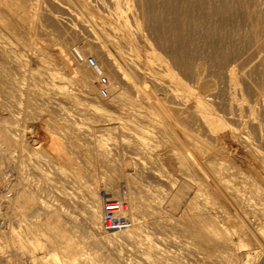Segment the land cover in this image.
Masks as SVG:
<instances>
[{
  "label": "bare ground",
  "instance_id": "1",
  "mask_svg": "<svg viewBox=\"0 0 264 264\" xmlns=\"http://www.w3.org/2000/svg\"><path fill=\"white\" fill-rule=\"evenodd\" d=\"M44 1L45 0H0V42H1V38H2L3 35L16 36V35L24 34L23 36H21L22 43L25 44V45L28 44L29 41L31 40L30 35L33 32V30L35 31L37 26L39 25V27H40V25H41V24H38V23H40V20H41V18L39 17V15H40L39 8H40L41 4L44 5ZM47 1H49V0H47ZM51 1H54V0H51ZM70 1L73 2L75 9L78 11V14H74V12H72L71 10L68 9L69 7L67 8L69 10L68 14L70 15V17H72L74 19H77L78 20L77 22L82 24L87 29V32H90V35H91V33L93 34L94 38H93L92 41L95 43L96 46L100 45V48H102L101 49L102 52L104 54H106L107 57L114 51L113 49L119 50V49H117L115 47H118V46H119V48L122 47L121 45H119L122 42L118 41V42H120L118 44V43L112 42V41H114V40H112L111 41V45L109 46V48H105L104 44H103L105 42L103 40L109 41L110 40L109 39V34L111 35V33H113V35L114 34L117 35L118 37L120 36L124 40V46L126 45L127 49L125 48V50H121L122 51L121 53H117L118 51L115 52L118 55H115L113 53L114 54V58H111L110 60L113 62L114 65L113 64L112 65L115 66V70L117 69L118 72H121V69L124 70L123 73H122V74H124L122 76L124 78L123 85H125V87H127L129 89V92L131 91L130 95L133 96L132 92L136 93V95H137V93L138 94H143L149 101V106L148 107L153 108V109L154 108L158 109L160 107L159 106V102L157 103V100H156L157 98L159 100H161L162 98H166L173 105L174 109L176 110V111L175 110L174 111H175V113H177V115H175L174 117L178 119L177 116L179 114L180 123H178L179 121H177L178 124L174 127V130L172 129L173 134H170L171 132L170 133L164 132L163 127H162L163 125L162 126H160L158 124L154 125L156 128H158V131L160 132V134L161 133L163 134L162 138L154 139V138L145 137L139 131V127L140 126L138 124H132V123H128V122H125V121L124 122H120L119 121L118 123H115V120H117V118L114 117L115 115L113 116L111 114H106V112H104V115L106 114L105 115L106 118L104 117L103 121L102 120L101 121L95 120L97 122H95L92 126L88 125L89 128L85 127L83 124L76 125L74 127L75 128L74 131L72 133H70L68 131L69 133H67V136L65 134L64 137L67 138L69 136L68 139H71V138L73 139L75 137L76 138H79V137L84 138L85 142L86 141L89 142L87 150L85 149L86 151H88L89 155L92 156V157L95 156L97 158H101V160H105V163H106V160L111 159V152H112L111 150H114V151L118 152L117 149L118 148H122V150L125 151V152H121V154L123 153V155H121V159H122L123 165L129 164V163H134L136 166L141 168V171L143 170L152 179H154V178L155 179H161V172L160 171L164 167L162 166L161 170L158 171L157 167H158L159 164L160 165L161 164L169 165L172 169H174L175 174H177V176H179V178L180 177L183 178L182 182L179 181L180 182V186H179L178 190H180V191H178V192L180 193L181 191H187L188 193H192L193 196H192V198H190L191 199L190 202L187 201L188 205L187 206L185 205L187 209L186 210L183 209L184 214H183V217H182V220L180 221V223H174L172 221V219H171L172 217L168 215L170 213L167 214V212L164 211L165 209L163 210V208H162L163 204L165 203V199H166V197L168 195L167 192H165L163 190L161 191V190H158V189L156 190L155 189L156 193L151 194V192L147 188L145 189L144 187H141L139 185L138 189H140V187H141V190H142L141 192L144 191L145 194L147 193L149 195V197L147 195L148 203L145 202V205H144V202L142 203L141 200H138L140 196L139 197L136 196V195H141V192L139 193V191L135 192L133 190L134 194H132V192H131L132 189L131 188L129 189L128 186L126 187L125 184L129 180H126L124 185H123L121 183L122 180H121V182H120L121 184H120L118 181H115L113 179H108V180L105 179L106 185L104 184V186L106 187V189L111 194H113L114 196H125L126 200L128 201V209H127L126 215L131 219L132 225L129 228L123 229V230H120V231L103 232L100 229V220H101V205L100 204H101V199H100V197L98 198V194H99L98 186L101 183H99L97 180L93 179L94 181L93 180L91 181V179H89V178L87 179L86 178L87 180H85L84 185L81 186V184H80L82 191L81 192H79V191L76 192L78 194L76 196L74 195V193H75L74 192L73 193L74 196H73L72 195L73 191H71L70 188L71 189L74 188L75 185L72 184L74 187H72V185H71V187H66V186H64L65 184H61L60 182L64 183L65 181L66 182L68 181L69 177H67L68 175L66 174L65 171H63V169H65L68 166H72L74 163L72 164V161H71L72 159L70 158V156H68V154H70V153L67 154V150L65 149L66 143L58 138V136L56 134L57 132L53 129L52 124L49 121H47V120H45V122H44V124L46 126V132H47V135H46L47 136V141L43 144V143H41L40 140H38V136L40 134L39 127L36 126V127L32 128V129L30 128V130H27V129L23 128L24 127V126H22L23 123L20 121V118L18 117L19 115H16L17 113L16 114H15V112L11 113L13 111L9 112L8 111L9 108L8 109L5 108V109H7L6 111H8V113H5L6 111L3 112V108L2 107H4L3 105H5V103H4V101L2 99H0V139L2 140V142L4 144L3 146H0L1 153L2 154H8V153L10 154L11 153L12 154V155L8 156V160L10 162L12 161L13 164L16 167L18 166L17 167L18 168V172H20L19 171V166L21 165L22 161L24 160L20 156H23V155L29 156L31 160L35 161V162L32 161L33 165L35 166V168L37 167L38 169L41 170L42 174L44 175L43 179L45 178V181L47 183H49L51 186L53 184V181H55V179H56V178H54V177H56V175L54 176V175L50 174L52 172L51 169L46 168L44 166H43L44 168L41 167V164L39 163L40 158L41 159L45 158V160H43V161H46L48 166L51 165L52 166L51 168H54L56 170V172H60V174H61V171H58V170H62L66 174L64 176L67 177L65 179V177L61 174L63 176V178L65 179V181L62 180L63 179L62 176H59V178L60 177L62 178L61 179L62 181L60 180V182H58V184L59 183L60 184L56 185L57 184L56 181L54 182V184L56 185L55 189H57L55 191H58V193L61 195L60 197L63 198L62 200H64L63 202L65 204H67V206L64 205V203H60V204H58L57 202L56 203H49L50 201L48 202L47 200H44L42 202L39 200L37 205L40 208H42V210H43V213H42L43 214V217H42L43 219L40 221V223H36V222L33 223V221H31L32 223H29V224H28V222H29L28 220H27L28 221L27 224L25 223L26 219L24 217H25L26 213L24 212L25 211L24 209L27 207L26 209L28 210L29 209L28 206H33L31 204H34V200H38L36 198V196L39 195V194L35 195L34 192H36V191H32L29 188H27L28 185L27 186L25 185L26 182H25V184L23 186H21L19 184L21 177H20V179L18 178L17 180L14 179L13 182L8 180L7 178H4V181H8L7 183L9 185H8L7 189H4V188H2L0 186V207L2 208V205H4V208H5V206L8 207L11 211H13V214H17L19 212V214H21V217L19 216V218H20V220L22 222L21 223V222L18 221V225L16 227L13 226V225H11V226L7 225V226L10 227L8 229L9 230V235H8L9 238H11L12 241H14V242H18L19 246L18 245L17 246L19 247V250L22 253H24L25 250L34 253L35 249L43 247L42 244H41V239H43L44 236H41V235H45L46 238H45V241L44 240L43 241L47 242V244H49L47 246H49L50 249L47 250L42 257H40L38 255H32V259L30 260V262H28L26 260L24 261L22 259V257H21L22 254L18 255V253L15 254L16 255L15 257L11 256L12 257L11 260L6 262V261H4V260L2 261L0 259V262L2 264H41V262L43 263L45 261L48 264H187V263H185V261H184V263L181 262V258L182 257H179V254H177L176 251H173V249L169 250L167 247L166 248L165 247H161L159 244L163 243V242H165L166 244L172 245L173 247H177V248H178V246L180 244H185L187 246V248L189 247L190 249H186L187 253H182V254H187V255H189L192 258L191 261L194 260V263L191 262V264H253L254 262L252 260H253L254 256H260L259 258H261V256H262L263 259H264V236H261V235L260 236H256V235L253 236V239L255 241H257L258 245L256 247H249L248 244L245 242L244 235L246 233L245 234H239L238 237H237V234L235 236L234 232H236V231L232 229L233 227H231V224H233V223H230L231 222L230 218H227L226 215H225L227 213L226 210H232V213H233V212H235L236 208H239V206H240V208L244 209L246 206L244 204V207H243L241 202H243V200H244V202H246V204H247L249 202V200H250L249 198H251V199L253 198L252 196L249 197V195H248L249 198L246 196L247 197L246 199H249L248 202L245 201V199H243V200H242V198L240 199V197L243 196L244 193H241L242 195L241 194L239 195V192L241 190L239 183H240V180L242 181L243 179H245V181H246V178H244V174H245L248 177H251L252 180L255 181L256 185H257L258 179L254 175L255 172L253 174L250 171L251 169H249V166H250V164L252 163V160H253V157H252L253 153H252L251 150H254L256 152L257 156H260L259 158H261L262 160L264 159V157L262 158L261 156H264V154L261 155L260 151L256 148L258 146L255 147V145L252 144L253 142L251 141L250 134H248V132H245L243 130L242 126L237 128V127H232L233 125L231 126V124H230V126L228 124L226 125L219 117H214L212 115L211 109L214 108V107H211V105H210L212 103V100H211L212 98H210L206 94H201V92L199 93L197 90L193 89L197 85V83H196L195 86H190V84L187 83L188 80H186V79L189 76H187L186 72L189 73V75H190L191 71H185L184 69L183 70L185 72L183 70H181L179 72L175 71V69H174L175 65H177L176 69L178 68V70H179V68L181 66H184V62H183L182 58H180L182 60H177L181 56V54H180V56H179V54H175V57L179 56L178 58H175L174 56L171 55L172 58L174 57L176 59V60H174V61H176V63H174L173 61H171V59L169 60L167 58V57L171 58L170 55L166 57L165 55L163 56V54H161L163 51L165 52V50L167 48L170 50V46L167 47V48L165 47L166 49L164 48L165 50L163 49V51L160 53V51H158L160 49L159 43H158V48H157L156 47L157 45L155 46L154 42L151 41L152 38L151 39L149 38L150 35L148 36V34L145 33L144 29L139 24V16H140L141 12H142V15L143 14L146 15L148 13L147 14L148 15L147 18H150L149 16L151 14L149 12H147L146 10H149L147 8L149 6H151V5H153L151 3L156 2V1L155 0H70ZM157 1H159V0H157ZM196 1H197L196 3H200L198 0H196ZM65 2L66 1H64V3ZM133 2H135L136 8H133L134 7L133 6L134 5ZM171 2L173 3L172 0H171ZM187 3L189 4L190 2L187 1ZM50 5H52V4H50ZM174 5H175V3H174ZM186 5L187 4H185L184 7L188 6V5L187 6ZM153 6H155V5H153ZM160 6L158 5V6L153 7V10L156 7H160ZM167 6H169V5H167ZM167 6H165V7H167ZM51 7H55V6L53 5ZM182 8H183V3H182ZM189 8L190 7H188L187 10H186V8H184L183 10L184 11L186 10V11L189 12V10H191V8L190 9ZM198 8L200 9L201 7H198ZM222 8H223V6H222ZM183 10L181 9V11H183ZM49 11H48V14H49ZM137 11H139V12H137ZM145 11H146V13H145ZM169 11H172V10L170 9ZM174 11H175V9H174ZM252 11H254V9ZM162 12H163V10H162ZM46 13L42 14V16L46 15ZM55 13H56V11H55ZM153 13H155V12H153ZM184 13H187V12H184ZM50 14H51V12H50ZM189 14H191V13H188V15ZM163 15H165V14H163ZM167 16L168 15H166V17ZM46 17L47 16H45L44 19H46ZM173 17L174 16H172V18ZM177 17L178 16H176V18ZM190 18H191V15H190ZM63 19H61V20H63ZM152 19H155V18H152ZM157 19H158V17L156 18V20ZM166 19H168V18H166ZM166 19H164V20H166ZM61 20H59V23H60ZM131 20H132V22H131ZM52 21L53 22L55 21L57 23V24L56 23L55 24L58 27V25H59L58 24V20L56 18H54ZM161 21L162 20L160 19V22ZM169 21H171V18H170ZM173 21H175V19H173ZM182 21H184V20H182ZM182 21H180V22L178 21L177 24L181 23ZM42 22H43V24H45L44 21H42ZM45 22H46V20H45ZM79 23H78V25H79ZM155 23H157V22H155ZM166 23H168V22H166ZM171 23H172V21H171ZM180 25H182V24H180ZM43 26H45V25H43ZM43 26H42V28H39V30L46 27V26L45 27H43ZM59 27H61V23H60ZM48 28H49V26H48ZM37 29H36V31H37ZM164 29L166 30L168 28L165 26ZM150 30H152V28ZM156 30H159V28L158 29L156 28ZM171 30L173 31V28ZM179 30H181V29H179ZM38 31H37V33H38L37 36L39 35ZM47 31H49V29ZM84 31H81V32H84ZM167 31H169V30H166V32ZM177 31H178V29H177ZM159 32L161 33V31H159ZM169 32H168V34H169ZM163 33H165V32H163ZM180 33L177 34L178 37H179V35H182V33L181 34ZM165 34H167V33H165ZM183 34H185V33H183ZM246 34H247V32H246ZM54 35H56V34L54 33ZM78 35H80V34H78ZM170 35H172V34L170 33ZM173 35L175 36L176 34H173ZM164 36H166V35H164ZM174 36H172V37H174ZM182 36L185 37V35H182ZM182 36L180 37V39L182 38ZM41 38H39V39H41ZM167 38L170 39L169 37H167ZM53 39H55V38H53ZM65 39H67V38H65ZM99 39H102L103 43H101L99 41ZM163 39H164V37L162 38V40ZM180 39H178V41ZM152 40H154V39H152ZM164 40L167 41L166 38ZM40 41H42V40H40ZM40 41H38V42H40ZM135 41L136 42L137 41L140 42L139 45L135 44L134 43ZM154 41L156 42V40H154ZM38 42H36V43H38ZM45 42L48 43V40L45 41ZM168 42H170V40ZM171 42H172V44H175V42H177V39H176V41L174 43H173V41H171ZM62 43H63V40H62L61 44ZM88 43L90 45L89 40H88ZM88 43H87V48H88ZM164 43H165V41H164ZM179 43L175 44V45H178V46L180 44L184 45V43H180V44ZM2 44L0 43V86H1V83L6 82L5 84L9 85V87L8 86L7 87L9 88V91L12 93V92L16 91L20 87L19 84L21 85V83L23 82L22 80H21L22 82H20L18 80L20 83L18 82V84H17L16 81H15V78L12 77L14 74L11 75L13 69H17V68L21 67L20 66V60L18 59L19 57H16V56L12 57V54H14V53L11 52V55H10L8 53L10 49H8L5 45H2ZM51 44H53V46L56 45L54 41ZM58 44H60V42ZM160 44H161V42H160ZM66 45L62 46L64 49L61 46H55L53 48V50L56 53L55 55L58 58L59 64L61 63L60 65H57V66H61L62 64H64L65 67L67 66L68 67L67 69H69L67 72L66 71H61V70H65L66 69V68L65 69L62 68L63 65L61 66L62 69L61 68H58V69L54 68L53 69V68H51L49 66V65H51L50 61L48 62V60H46L44 58L41 59V61H42L41 65L44 64L48 68V70H50L48 72V74H49V76H50L52 81H51V83L49 82L51 84L50 85L51 87L49 86L48 88L51 91L55 90L56 87L58 86L57 85V80L60 81V82H61V80H67L68 81V79L70 81L73 78H81L82 80L83 79L86 80V78H87V80H88L87 72L89 71V69L86 67V65L89 64V62L86 61L87 64H85L86 62L83 61V60H85L84 59V54L75 45H72V47H71V43L68 44L71 47V50H69L68 49L69 47H67V49L70 51V54L73 52L74 55H76L79 60H82L81 64H79L77 62V60H76V62H75L76 64H75L73 62V61H75V59L73 60L69 56L68 52L65 51V48H66L65 46ZM170 45H171V43H170ZM42 46H44V44ZM162 47H163V45H162ZM181 47L178 48V50L181 49ZM50 48H46L45 47V50L48 49L50 51ZM173 48H171V49H173ZM24 49H25V47H24ZM168 49H167L168 52L166 54H169V50ZM188 49L190 50L191 47H189ZM51 50H52V48H51ZM182 50H186V48H182ZM32 51H33V49H32ZM34 52H36V51L34 50ZM186 52L188 53V50ZM190 52L191 51H189L188 54H190ZM59 53L64 56L63 57L64 60L61 59V57H59V55H58ZM179 53H182L184 55L183 52L179 51ZM71 56H73V54ZM188 56L189 55H186V57H188ZM98 57H99V55H98ZM116 57L119 58V60ZM182 57H184V56H182ZM186 57H184V59ZM189 57L191 58V56H189ZM74 58H76V57H74ZM115 58H116V60L118 62L115 60ZM35 59H37V58L35 57ZM10 60L13 61V64L11 63ZM8 61L13 66L9 65L10 66L9 67L8 65H5V64H7L6 62H8ZM186 61H188V60H186ZM192 63L194 64L195 62H192ZM99 64H98V66H99ZM113 66H111V69H112ZM189 66L187 67L188 69H189ZM104 67H106V65ZM104 67H102V68L104 69ZM184 67H186V66H184ZM184 67H182V68H184ZM194 67H195V65L192 66V68H194ZM11 68H13V69H11ZM187 68H185V69H187ZM192 70L195 71L194 69H192ZM17 71H18V69H17ZM104 71H103V73H104ZM128 71L130 72V75H129V77H126L125 74L126 73L128 74ZM193 71H192L193 75L197 73V72L195 73ZM18 73H21V72H18ZM89 73H91V72H89ZM117 75H118V73H117ZM117 75L115 77H117ZM118 76H120V74ZM122 77H121V79H123ZM33 78H34V76H33ZM36 78H38V77L36 76L34 78V80ZM91 78H92V76H91ZM225 78H227V77H225ZM72 81H70V82H72ZM60 82H58V83H60ZM191 82H193V81H191ZM41 83H42V81H41ZM85 84H87L86 81H85ZM115 84L117 85V83H115ZM23 86H24V84H23ZM58 87H60V89H61V86H58ZM118 87H119V84H118ZM34 88L35 89L37 88L36 85H35ZM34 88H33V90H35ZM43 89H45V88H43ZM30 90H28V91L30 92ZM69 90H70V87H69ZM203 90H202V92H203ZM39 91H41V89ZM95 91H96V89H95ZM18 92H20V91H18ZM36 92H35V94H37ZM204 92L206 93V91H204ZM262 92H264V91H262ZM39 94H40V92H39ZM30 95L32 96V93ZM136 95L134 94L133 97L136 98ZM115 96H116V94H115ZM138 96L140 97V95H138ZM39 97H41V96H39ZM50 97H52V96H50ZM117 97H118V95H117ZM117 97L116 98H110L109 100L107 99L108 103L112 104V105H114L116 107L124 108L125 105L128 104L125 101L126 99L122 100V99H120L121 97H119V98H117ZM133 97H131V99ZM32 98H33V96H32ZM42 98H43V95H42ZM142 98H144V97H142ZM129 99H130V97H129ZM32 100H30V101H32ZM27 101H28V99H27ZM63 101H64V99H63ZM128 101H130V100H128ZM231 101L232 100H230V102ZM35 102H36V100H35ZM137 102H139V101L137 100ZM6 103H8V102L6 101ZM135 103H134V100H133L132 102L130 101L129 104H130V106H135V105L139 104V103H136V104ZM36 104H37V102H36ZM98 105H99V103H98ZM250 105L252 106V104H250ZM250 105H249V107H250ZM142 106H140V107H142ZM7 107H8V105H7ZM47 107H48V105H47ZM210 107H211V109H210ZM220 107L222 108V106H220ZM227 107H228V105H227ZM48 108H50V107H48ZM237 108H238V106H237ZM28 109H29V106H28ZM54 109H56V108H54ZM127 109H131V108H127ZM171 109L172 108H170V110ZM214 109H216V108H214ZM44 110H45V108H44ZM69 110H71V109L69 108ZM14 111H16V110H14ZM60 111H61V109H60ZM60 111H58V114H59ZM87 111H89V110H87ZM51 112H53V111H51ZM91 112H92V114H95L96 118H97V116H99V117L104 116L103 114H101V113L99 114V112L95 111V110L91 111ZM215 112L216 111L214 110V114H215ZM54 113L56 114V112H54ZM54 113H53V115H54ZM27 114H29V113L27 112ZM81 114H83V113H81ZM24 116L26 117V115H24ZM29 116H30V114H29ZM74 116H75V114L72 117H74ZM79 116H81V115H79ZM50 117H51V115H50ZM58 117H59V115H58ZM220 117L223 118V116H220ZM36 118H37V116H36ZM249 118L251 120L250 116H249ZM249 118H246V119H249ZM21 119L23 120L24 118H21ZM65 119H66V117L64 118V120ZM240 119H241V117H240ZM244 119H245V117H244ZM81 120H82V118H81ZM92 120H94V119H91L90 123H92ZM225 120H228V119H225ZM235 120H237V119H235ZM58 121L60 122V120H58ZM170 121H172V120H170ZM249 121H248V123H249ZM228 122H229V120H228ZM242 122H244V121H242ZM70 123H71V121H70ZM84 123H85V121H84ZM245 123H247V122H245ZM112 124L113 125L116 124L115 125L116 132L114 131V129L109 128V126H113ZM166 124H168V123H166ZM173 124H174V122H173ZM260 125L261 124H259L258 126H260ZM188 127H193V128L197 127V128L204 129L206 131V133H207V135H208L210 140L207 141V140L201 139V137H198V135H196L195 132H194V131L197 130V128L195 130H192L193 128L190 129ZM251 128H249V129H251ZM189 129L192 130L194 133L191 132ZM170 130H171V128H170ZM114 132L120 138H121V136H124V138L125 137L127 138V136H130V140H125L126 138L123 139V137H122L123 141H122V143H120V145H118L116 142H114V139L117 137V136H113L112 135ZM159 132H157V133H159ZM198 132H200V129H199ZM202 133H203V131H202ZM202 133L200 132V134H202ZM203 135H205V134H203ZM205 136H204V138H206ZM257 140H258V138H257ZM259 141L260 140H258V142ZM75 143H76V141H75ZM77 143H78V141H77ZM71 145H73V144H71ZM78 145H79V143H78ZM17 146H19L18 150L15 149ZM259 148H260V146H259ZM178 149L180 150L181 154H179L180 152L177 151ZM73 150H74V148H73ZM16 151L17 152L18 151L19 152H23L24 151L20 155H17L16 158L19 159V160H15L16 158L13 159L16 156V153H15ZM77 151H78V149H77ZM82 151L84 152L83 149H82ZM238 151H240V153H242L243 159L245 160L244 163H242L243 161L241 162L242 164H245V166L243 165L244 168L246 169L245 171L243 170L244 168L241 167L242 165L239 166L240 164H238V161L235 160V157H236V159H237V157L240 158V154L238 156V153H239ZM78 153H79V151H78ZM129 153H132V154H129ZM140 153H141V155L139 156ZM115 154L118 157V154L117 153H115ZM114 155H113L112 158H114ZM41 156H43V157H41ZM81 157H83V156H81ZM115 159H117V158H115ZM43 161H42V163H43ZM79 161H82V160H79ZM116 162L118 163L119 161H116ZM1 163H2V160L0 159V165H1ZM110 163H111V161H110ZM109 164H107V165H109ZM114 164L117 165L116 163H114ZM56 165H58V166H56ZM166 165H164V166H166ZM97 166H99V165H97ZM102 167H103V165H102ZM117 167L121 168L120 165L117 166ZM111 168H110V170H111ZM166 168H167V166H166ZM93 169H95V168H93ZM113 169H115V168H113ZM164 169H163V172H164ZM67 170H68V168H67ZM89 170H91V169H89ZM117 170L119 171V169H117ZM36 171H35V173H36ZM135 171H136V169H135ZM119 172L122 174L121 171H119ZM119 172L117 174H119ZM129 172H131V171H129ZM174 172H173V175L176 178ZM2 173H5V172H2ZM21 173H23V172H20V174ZM38 173H39V171H38ZM88 175H89V173H88ZM115 175H116V173H115ZM169 175L170 174H168V176ZM242 175H243V177H242ZM39 176H41V175H39ZM71 176H73V175H71ZM90 176H92V175H90ZM130 176H131V174L129 175V177ZM126 177H128V176H126ZM139 177H138V179H139ZM93 178H95V177H93ZM102 178H104V177H102ZM171 178H168V179H171ZM123 179H125V177ZM99 180L102 181L103 179L101 180L99 178ZM173 180H174V178H173ZM177 180H181V179L177 178ZM105 181H104V183H105ZM142 181L143 180H141V182ZM159 182L161 183V181H159ZM173 182L172 183L170 182V183L174 184ZM248 182H251V181H248ZM132 183H134V181H132ZM54 184H53V186H54ZM134 184H132V185H134ZM154 184H155V181H154ZM253 185H251V186H253ZM2 186H3V184H2ZM68 186H69V183H68ZM161 186L162 185L160 184V187ZM136 187H137V185H136ZM136 187H135V189H136ZM249 187H250V185H249ZM123 188H127V190H124ZM248 188H246V189H248ZM76 189H78V188H76ZM243 189H244V187L242 188V191L245 190V189L244 190ZM250 190H251V192L253 191L252 188ZM10 191H12V193H9ZM174 192H176V191H174ZM179 193H174L173 197H170L172 199L170 201H168V202H170V204L174 205L176 203V197H177V195ZM248 193H250V192H248ZM257 193H259V192H257ZM141 197H143V196H141ZM141 197H140V199H141ZM190 197H191V195H190ZM99 199H100V201H99ZM180 199L182 200V198H180ZM239 199L242 200V201L240 202ZM139 201H140V203L138 204ZM73 203L76 206L81 207V209H82L81 212L82 213H80V212H78V213H80V215L83 217V219H81V217H79L78 214L77 215L73 214V212H75V211H72L71 208L69 207ZM146 203L148 204V206H147V208H144L147 205ZM251 203H252V200H251ZM251 203H249V205H251ZM254 204L255 203L253 202V205ZM139 205H141L143 208L141 206L139 207ZM249 205H247V206H249ZM140 208H142V209L140 210ZM258 208L259 207L257 206V211H256V210H254L255 208L254 207L252 208V205H251V209H253L252 211H254L255 213L254 212H251V213L249 212V215L250 214L252 215V213L256 214V212L259 211ZM247 210L245 208V211H246L245 213H247ZM261 210H263V209H261ZM261 210H260V212H261ZM260 212H258V213H260ZM5 213L6 212H4V214ZM7 213H8V211H7ZM24 213H25V215H24ZM37 213H38V211H37ZM228 213H230V212H228ZM243 213H242V215L244 216ZM261 213H263V212H261ZM0 214H1V212H0ZM2 214H3V212H2ZM19 214H17V215H19ZM237 216H239V215H237ZM6 217H8V216H6ZM259 218H260V216H259ZM7 219H9V217ZM239 220H240V222L243 221L241 219V217H240ZM245 220H247V216H246ZM248 220H249V218H248ZM5 221H6V219H5ZM23 221H24V223H23ZM11 224H12V222H11ZM241 225H242V223H241ZM76 228H81L80 229L81 231L78 232L80 234H77V232H76L77 229ZM148 228L149 229L153 228V229L161 231V232H162V230H164L166 228L182 229V232H183V230H185L186 233L188 231L190 233V235L193 236L192 240H194V241L193 242L187 241L188 239H183V237H182V239H179L178 237H174L173 235H171V236L170 235L158 236L156 238H153V237L150 236V232H149ZM260 230H261V228H260ZM170 231H171V229H170ZM1 232H2L1 234H4L3 230H1ZM168 233H169V231H168ZM87 236H90V238H92V243L94 244L95 247L96 246H98V247L99 246H105V248L106 247H108V248L112 247L111 249H113V247L116 244H118V242L121 241L122 239L133 240V243H134V240H136L140 244V246H138V248L140 247V250H139V252L136 253L138 259H135V260L128 259V260H126L123 257V255L125 253L122 255V253H120V252H114L113 254H110L108 256L109 260L107 262H105V261L101 262L97 258V256H93V258L86 257L84 252H83V249L87 248V247H85V245H87V244H85V242H86L85 238ZM251 236H252V234H251ZM182 240H184V241L186 240L185 243H183ZM248 240H251V237H248ZM137 242H136V244H137ZM136 244L134 243V245H136ZM191 244L194 245V246H191ZM172 246H170V248ZM181 246L178 249H181ZM14 247H15V245H14ZM108 248H106V249L108 250ZM99 249L101 250L100 247H99ZM93 250H95V249H93ZM182 250L184 251L185 249H183V247H182ZM95 251H97V250H95ZM1 253H2V251H1ZM90 253L92 254V251ZM94 254L97 255L96 253H94ZM94 254H92V255H94ZM180 254H181V252H180ZM89 256H90V254H89ZM128 257H129V255H128ZM42 258H43V261L41 260ZM191 258H189V260ZM189 263H190V261H189ZM257 264H264V261L261 262V263H257Z\"/></svg>",
  "mask_w": 264,
  "mask_h": 264
},
{
  "label": "rangeland",
  "instance_id": "2",
  "mask_svg": "<svg viewBox=\"0 0 264 264\" xmlns=\"http://www.w3.org/2000/svg\"><path fill=\"white\" fill-rule=\"evenodd\" d=\"M46 1V2H45ZM44 1V5L41 4L39 10H40V15L42 16V14H45L46 12V15H43L42 17L39 15V17L41 18L40 20V23L38 24H41L40 27L39 25L37 26V31L39 30V28H43V29H40L38 32H39V35L37 36V31L35 29V31L33 30V32L31 33L30 37H31V40L29 41L28 44H23L22 43V40H21V36H23L24 34H21V35H16V36H13V35H3L2 38H1V44L2 45H5L9 50V54L11 55V52L14 53L12 54V57L16 56V57H19L18 59L20 60V66L22 67H19L17 69H13L12 70V74L13 75L12 77L15 78V81L16 83L18 84V82H22L24 84L21 83V85L19 84V88L14 91V92H10L9 91V85L8 84H5L6 82L4 83H1V86H0V99H2L5 103V105H3L4 107L3 108V112L6 111L8 108V111L11 112V113H14L16 115H19L18 117L20 118V121L23 123L22 126H24L23 128L27 129V130H30V128H34L36 126L39 127L40 129V134L38 136V140L41 141V143H45L47 141V132H46V126L44 124L45 120L49 121L52 126H53V129L57 132V136L60 140H62L63 142L66 143L65 145V149L67 150V154L68 156H70V158L72 159V166H68V167H64L65 169H63V171L66 172V174L68 175L67 177H69L68 181L66 182L65 179L67 177H65L64 175H66L62 170H58V171H61V174L65 177V179L63 178V176L60 174V172H56V170L54 168H51L52 166H48L46 161H43L45 160V158L41 159L40 158V161L39 163L41 164V167L44 168H49L51 169V175H56V178L55 181H56V185H59L60 183L61 184H65L64 186L66 187H71V185H75V187L72 185V187L74 188H70L72 192V195L74 193V195H78L76 192H81L82 189H81V186L84 185V182L85 180H87L88 178L91 179V181L94 179V180H97L99 183V186H98V192L100 189L102 188H106L104 186V184L106 185V180L108 179H113L115 181H118L119 183L121 182L122 180V184L124 185L125 181L126 180H129L128 182L130 183H126V187L128 186L129 189L131 188V192L132 194H134L133 192L135 191H139V193L142 191L141 190V187H144L145 189L147 188L151 194L153 193H156V190H163L165 192L168 193L166 199H165V203L163 204V210L165 212L170 213L168 214L169 216H171L172 218V221L174 223H180V221L182 220V217H183V214H184V211L183 209H187L186 206L188 205V202H190V198H192L193 194L192 193H188L187 191H181L180 193L178 191L179 189V186H180V182H182L183 178H179V176H177V174H175L174 172V169H172L169 165H166L164 166L163 164H159L158 165V171L161 170L162 166L165 168L164 169V172H163V169L160 171L161 172V179H152L151 177H149L143 170L141 171V168H139L138 166H136L134 163H129V164H125L123 165L122 163V159H121V155H123V153L121 154V152H125L122 150V148H118L117 151H114V150H111V159H108L106 160V163H105V160H101V158H97V157H92L89 155L88 151L87 150V147H88V141H84V138L82 137H79V138H71V139H68L69 136L66 138L64 137L65 134L67 136V133H72L74 131V127L76 125H80V124H83L85 127H88L89 126H92L95 122L97 121H103L104 120V117L106 118V114H111V115H115L114 117L117 118V120H115V123H118L119 121L120 122H128V123H132V124H138L140 127H139V131L145 136V137H148V138H154V139H160L162 138V133L160 134V132L158 131V128H156L154 125H160L163 127V130L164 132H168L170 134H173V131L172 129L174 130V127L180 123V120H179V114H178V119L175 118L174 116L177 115V113H175V109L173 107V105L166 99V98H162L161 100H159L158 98L156 99L157 100V103L159 102V108H150L148 107L149 106V101L148 99L143 95V94H138L136 95V93L132 92V95L134 96V94L136 95V98L131 96L130 92H129V89L127 87H125V85H123V82H124V78L122 77L124 74L123 73V69H121V72H118L117 69L115 70V66H113V62L110 60L111 58H114V54L115 55H118L116 54L115 52L117 53H121L122 51L121 50H125L126 48V45L124 46V40L119 36L117 35H113V33H111V35L109 34V41H105L103 40L105 43H103L102 39H99V41L101 43L104 44V47L105 48H109V46L111 45V41L114 42V43H120L119 45H121L122 47L119 48L118 47H115L119 50H116V49H113L114 51L107 57L106 54H104L102 52V48H100V45L99 46H96L95 43L92 41L93 40V34L91 33L90 35V32H87V29L82 25L80 24L79 22H77L78 20L77 19H74L72 17H70V15L68 14L69 13V10H71L72 12H74V14H78V11L75 9L74 7V4L72 1L70 0H54V1H47L45 0ZM64 1H66L64 3ZM156 2H153L151 4L155 5V6H160L161 4V8L160 7H156L154 10H153V5L149 6L147 9L149 10H146L147 12H149L150 14V18H147V14L146 15H142V12L139 16V24L142 26V28L144 29L145 33L148 34L149 38L151 39H154L156 40V42L154 40L151 39L152 42H154L155 46L158 48V43H159V47L160 49L158 51H160V53L163 51V49L166 47H169L170 46V50H169V54H166L168 51L167 49L165 50V52L163 51L161 54H163V56L165 55L166 57L167 56H174L175 57V54H181V56H177L175 58H178L177 60H182L183 59V62H184V66H181L178 70V68L176 69L177 65H175V71H181V70H185V71H191L190 75L189 73L186 72L187 76H189L186 80L188 84H190V86H195L196 83L197 85L193 88L195 90H197L199 93L201 92V94H206L208 95L210 98H212V103L210 104L211 107H214L211 109V112H212V115L214 117H219L226 125L228 124L232 127H240L242 126L243 130L245 132H248V134H250V137H251V141L253 142L252 144L258 147H256L261 155L264 154V0H198L200 3H196L197 1L195 0H172L173 3L171 2V0H155ZM163 1V2H162ZM186 3H185V2ZM190 2L189 4L187 3ZM207 1V2H206ZM214 1V2H213ZM248 1V2H247ZM68 2V3H67ZM170 2V3H169ZM252 2V3H251ZM43 3V2H42ZM67 3V4H66ZM134 3V7L133 8H136V4L135 2ZM175 3V5H174ZM177 3V4H176ZM182 3H183V8H182ZM203 3V4H202ZM52 4V5H50ZM66 4V5H65ZM157 4V5H156ZM164 4V5H163ZM179 4V5H178ZM187 4L186 6L187 7H184V5ZM201 4V5H200ZM55 6V7H51V6ZM169 5V6H167ZM174 5V6H173ZM190 5V6H189ZM196 5V6H195ZM198 5V6H197ZM247 5V6H246ZM167 6V7H165ZM223 6V8H222ZM51 7V8H50ZM69 7V8H68ZM190 7L191 10L186 11L187 8ZM198 7H201L200 9ZM226 7V8H225ZM255 7V8H254ZM261 7V8H260ZM57 8V9H56ZM69 10H68V9ZM186 8V10L184 11L183 9ZM189 8V9H190ZM249 8V9H248ZM50 11H49V10ZM161 11H160V10ZM172 10V11H169V10ZM175 9V11H174ZM180 9V10H179ZM181 9L184 11V12H187V13H184L183 11H181ZM254 9V11H252ZM44 10V11H43ZM163 10V12H162ZM179 10V11H178ZM48 11H49V14H48ZM56 11V13H55ZM145 11V13H146ZM45 12V13H44ZM51 12V14H50ZM139 12V11H137ZM155 12V13H153ZM165 12V13H164ZM183 12V13H182ZM246 12V13H245ZM254 12V13H253ZM162 13V14H161ZM168 13V14H167ZM188 13H191L188 15ZM256 13V14H255ZM49 16H48V15ZM56 14V15H55ZM165 14V15H163ZM171 14V15H170ZM186 14V15H185ZM246 14V15H245ZM51 15V16H50ZM53 15V16H52ZM153 15V16H152ZM166 15H168L166 17ZM178 16L176 18V16ZM190 15H191V18H190ZM46 17V19H44ZM60 16V17H59ZM146 16V17H145ZM158 17V21L156 20V18ZM161 16V17H160ZM164 16V17H163ZM172 16H174L172 18ZM180 16V17H179ZM189 16V17H188ZM247 16V17H246ZM251 16V17H250ZM255 16V17H254ZM50 17V18H49ZM53 17V18H52ZM39 18V19H40ZM54 18H56L58 20V27H57V23L54 21H52ZM63 20H61V19ZM152 18H155V19H152ZM162 20L160 22V19ZM166 20H164V19ZM171 18V21H169ZM190 18V19H189ZM52 19V20H51ZM151 19V20H150ZM173 19H175V21H173ZM46 20V22H45ZM59 20L60 23H61V27L60 26V23H59ZM153 20V21H152ZM177 20V21H176ZM184 20V21H182ZM263 20V21H262ZM45 24H43V22ZM151 21V22H150ZM165 21V22H164ZM180 22L182 21L181 23H178L177 22ZM132 22V20H131ZM150 22V23H149ZM153 22V23H152ZM157 22V23H155ZM168 22V23H166ZM56 23V24H55ZM79 23V25H78ZM184 23V24H183ZM149 24V25H148ZM182 24V25H180ZM249 24V25H248ZM53 25V26H52ZM83 27H82V26ZM156 25V26H155ZM49 26V28H48ZM72 26V27H71ZM148 26V27H147ZM150 26V27H149ZM166 26L168 29L166 30H169L166 32V30L164 29V27ZM177 26V27H176ZM53 27V28H52ZM81 27V28H80ZM175 27V28H174ZM180 27V28H179ZM152 28V30L150 29ZM156 28L159 30H156ZM173 28V31L171 30ZM260 28V29H259ZM46 29V30H45ZM49 29V31H47ZM85 31H84V30ZM178 29V31H177ZM181 29V30H179ZM45 32H44V31ZM80 30V31H79ZM154 30V31H153ZM165 30V31H164ZM176 30V31H175ZM41 31V32H40ZM48 33H47V32ZM81 31H84V32H81ZM161 31V33L159 32ZM167 33H163V32ZM183 31V32H182ZM45 34H44V33ZM51 34H50V33ZM56 35H54V33ZM87 32V33H86ZM169 32V34H168ZM178 32V33H177ZM182 33V35H185L182 36V35H179V37L177 36V34L179 33ZM247 32V34H246ZM160 33V34H159ZM170 33L172 35H170ZM180 33V34H181ZM185 33V34H183ZM36 34V35H35ZM44 34V35H43ZM48 34V35H47ZM50 34V35H49ZM80 34V35H78ZM84 34V35H83ZM88 34V35H87ZM173 34H176L175 36ZM35 35V36H34ZM47 35V36H46ZM87 35V36H86ZM113 35V36H112ZM164 37V39L166 38V40H162V36ZM166 35V36H164ZM34 36V37H33ZM55 36V37H54ZM60 38H59V37ZM79 36V37H78ZM153 36V37H152ZM171 36V37H170ZM174 36V37H172ZM177 36V37H176ZM182 36V38L180 39V37ZM247 36V37H246ZM42 37V38H41ZM67 39H65V38ZM78 37V38H77ZM155 37V38H154ZM167 37H169L170 39H168ZM13 38V39H12ZM41 38V39H39ZM55 38V39H53ZM113 38V39H112ZM177 39V42L176 39ZM252 38V39H251ZM16 39V40H15ZM45 39V40H44ZM57 39V40H56ZM119 39V40H118ZM178 39H180L178 41ZM35 40V41H34ZM42 40V41H40ZM48 40V43L45 42ZM60 40V41H59ZM63 40V45L61 44ZM88 40L90 42V45L88 43ZM170 40V42H168ZM183 40V41H182ZM253 40V41H252ZM16 41V42H15ZM40 41V42H38ZM54 41L55 42V46H64V45H68L69 43H71V47L72 45H75L76 47H78L81 52L84 54V59L83 61H88L89 64H87V62L85 64L86 67L89 69V71L87 72V77H88V80L86 78L85 79H81V78H73L71 79L70 82L69 79L68 81L67 80H61L58 81L57 80V85L58 86H61V89L60 87H56L55 90H50L48 87L51 85V78L48 74V72L50 70H48V68L42 64L41 65V59L44 58L46 60H48V62L50 61L51 65H49L51 68H55V69H58V68H62L65 69V70H61V71H68L69 69H67L68 67L64 64H62L61 66H57V65H60L59 62H58V58L57 56L55 55L56 53L54 52L53 48L55 46H53V44H51L52 42ZM60 44H58L59 42ZM65 41V42H64ZM120 41V42H118ZM165 41V43H164ZM175 42V44H178L179 42L180 43H184L183 44H180L179 46L178 45H175V44H172ZM256 41V42H255ZM38 42V43H36ZM92 42V43H91ZM163 47H162V45ZM186 42V43H185ZM19 43V44H18ZM40 43V44H39ZM46 43V44H45ZM87 43H88V48H87ZM135 44L139 45L140 42H134ZM157 43V44H156ZM171 43V45H170ZM35 44V45H34ZM44 44V46L46 48H50V51L48 49L45 50V47L42 46ZM188 44V45H187ZM29 45V46H28ZM65 46V51L68 52L69 56L75 61H73L74 63L77 62L79 64H81L82 60H79L78 57L76 55H74V53L72 52L70 54V51L71 50V47L68 45V46ZM79 45V46H78ZM83 45V46H82ZM85 45V46H84ZM186 45V46H185ZM193 45V46H192ZM254 45V46H253ZM42 48H41V47ZM49 46V47H48ZM90 46V47H89ZM92 46V47H91ZM124 46V47H123ZM175 46V47H174ZM25 47V49H24ZM44 47V48H43ZM67 47H69L67 49ZM94 47V48H93ZM100 49H99V48ZM174 47V48H173ZM178 50V48H180ZM191 47V49L189 50L188 48ZM35 48V49H34ZM63 48V47H62ZM96 48V49H95ZM98 48V49H97ZM173 48V49H171ZM182 48H186V50H182ZM33 49V51H32ZM42 49V50H41ZM64 49V48H63ZM67 49V50H66ZM86 49V50H85ZM93 49V50H92ZM127 49V48H126ZM34 50L37 52H34ZM188 50V53L189 51L190 54H188L186 51ZM29 53H28V52ZM54 53H53V52ZM86 51V52H85ZM120 51V52H119ZM174 51V52H173ZM177 51V52H176ZM180 52H183L184 55L182 53H179ZM185 51V52H184ZM41 52V53H40ZM85 52V53H84ZM100 54H99V53ZM102 52V53H101ZM171 52V53H170ZM114 53V54H113ZM49 54V55H48ZM53 54V55H52ZM73 54V56H71ZM95 54V55H94ZM174 54V55H173ZM52 55V56H51ZM59 57H61V59L64 60V56L62 54H58ZM86 55V56H85ZM89 55V56H88ZM99 55V57H98ZM101 55V56H100ZM186 55H189L191 56V58L188 56L186 57ZM169 58L167 57L169 60L171 59V61H173L174 63H176V60L174 57L172 58ZM186 57L185 59L188 60L186 61L184 59V57ZM32 57V58H31ZM34 57V58H33ZM35 57L37 59H35ZM106 57V58H105ZM108 58V59H107ZM117 58V57H116ZM115 58V60H116ZM182 58V59H180ZM189 58V59H188ZM95 59V60H94ZM119 60V58H117ZM34 60V61H33ZM101 60V61H100ZM105 62H104V61ZM108 60V61H107ZM186 62H185V61ZM11 61V60H10ZM117 61V60H116ZM104 62V63H103ZM118 62V61H117ZM191 62V63H190ZM192 62H195L194 64ZM7 64L5 65H11L13 66V61H11L12 64H10V62H6ZM77 63V64H78ZM100 63V64H99ZM76 64V63H75ZM99 64V66H98ZM108 64V65H107ZM113 64V65H112ZM187 64V65H186ZM190 66H189V65ZM92 65V66H91ZM106 65V67L104 66ZM194 68H192V66H194ZM111 66L112 69H111ZM189 66V69L187 68ZM197 66V67H196ZM10 67V66H9ZM45 67V68H44ZM101 67V68H100ZM104 67V69L102 68ZM179 67V66H178ZM184 67V68H182ZM47 68V69H46ZM61 68V69H62ZM93 68V69H92ZM96 68V69H95ZM187 68V69H185ZM191 68V69H190ZM109 71H108V70ZM192 69H194L195 71H193ZM21 70V71H20ZM33 70V71H32ZM91 70V71H90ZM100 72H98V71ZM104 73H103V71ZM115 70V71H114ZM183 70V71H184ZM202 70V71H201ZM204 70V71H203ZM23 71V72H22ZM117 71V72H116ZM184 71V72H185ZM192 71L193 72H197L196 74H192ZM221 71V72H220ZM18 72H21V73H18ZM91 72V73H89ZM116 74H115V73ZM24 73V74H23ZM115 75H114V74ZM120 74V76L117 75ZM17 74V75H16ZM67 74V73H66ZM91 74V75H90ZM98 74V75H97ZM24 77H23V76ZM38 78H36L34 80V78L36 76ZM40 75V76H39ZM90 75V76H89ZM117 75V77H115ZM130 75V72L128 71V74L126 73L125 76L126 77H129ZM192 75V76H191ZM203 75V76H202ZM22 76V77H21ZM31 76V77H30ZM34 76V78H33ZM92 76V78H91ZM19 77V78H18ZM43 77V78H42ZM90 77V78H89ZM102 77H106L107 81L105 83L101 82V78ZM121 77L123 79H121ZM227 77V78H225ZM231 77V78H230ZM118 78V79H117ZM199 78V79H198ZM121 79V80H120ZM195 81H194V80ZM19 80V81H18ZM22 80V81H21ZM40 80V81H39ZM49 80V81H48ZM81 80V81H80ZM111 80V81H110ZM28 81V82H27ZM39 81V82H38ZM42 81V83H41ZM85 81L87 82V84H85ZM193 81V82H191ZM19 82V83H20ZM50 82V83H49ZM60 82V83H58ZM92 82V83H91ZM191 82V83H190ZM195 82V83H194ZM30 85H29V84ZM36 83V84H35ZM41 83V84H40ZM117 83V85L115 84ZM71 84V85H70ZM89 84V85H88ZM118 84H119V87H118ZM203 84V85H202ZM29 85V86H28ZM36 85V89L34 88ZM8 86V87H7ZM31 89H29L28 87ZM94 86V87H93ZM111 86V87H110ZM113 86V87H112ZM51 87V86H50ZM69 87H70V90H69ZM90 87V88H89ZM199 87V88H198ZM21 88V89H20ZM28 88V89H27ZM33 88L35 90H33ZM39 88V89H38ZM45 88V89H43ZM88 88V89H87ZM199 90H198V89ZM41 89V91H39ZM43 89V90H42ZM91 89V90H90ZM96 89V91H95ZM112 89V90H111ZM204 89V90H203ZM30 90V92L28 91ZM48 90V91H47ZM121 90V91H120ZM124 90V91H123ZM203 90V92H202ZM20 91V92H18ZM22 91V92H21ZM32 91V92H31ZM37 91V92H36ZM56 93H55V92ZM93 91V92H92ZM113 91V92H112ZM127 91V92H126ZM206 91V93L204 92ZM35 92L37 94H35ZM40 92V94H39ZM99 92V93H98ZM111 92V93H110ZM116 92V93H115ZM16 93V94H15ZM19 93V94H18ZM32 93V96L30 95ZM53 93V94H52ZM124 93V94H123ZM126 93V94H125ZM48 94V95H47ZM116 94V96H115ZM123 94V95H122ZM7 95V96H6ZM42 95H43V98H42ZM113 95V96H112ZM118 95V97H117ZM120 95V96H119ZM130 95V96H129ZM140 95V97L138 96ZM263 95V96H262ZM13 96V97H12ZM16 96V97H15ZM29 96V97H28ZM41 96V97H39ZM52 96V97H50ZM90 96V97H89ZM126 98H125V97ZM46 97V98H45ZM55 97V98H54ZM119 98L121 97L120 99L122 100H125L126 104L124 108H121V107H116L112 104H109L107 99L109 100L110 98ZM124 97V98H123ZM130 97V99H129ZM131 97H133L131 99ZM139 97V98H138ZM144 97V98H142ZM16 98V99H15ZM31 98V99H30ZM41 98V99H40ZM138 98V99H137ZM142 98V99H141ZM161 98V97H160ZM218 98V99H217ZM12 99V100H11ZM28 99V101H27ZM33 99V100H32ZM53 99V100H52ZM64 99V101H63ZM89 99V100H88ZM141 99V100H140ZM232 100L230 102V100ZM258 99V100H257ZM32 100V101H30ZM37 104H36V102ZM48 102H47V101ZM130 100L131 102L134 100V103H139L138 105H135V106H130ZM137 100L139 102H137ZM144 100V101H143ZM224 100V101H223ZM6 101L8 103H6ZM15 101V102H14ZM58 101V102H57ZM71 101V102H70ZM76 101V102H75ZM94 101V102H93ZM106 101V102H105ZM141 101V102H140ZM216 103H215V102ZM218 101V102H217ZM220 101V102H219ZM11 102V103H10ZM21 102V103H20ZM50 102V103H49ZM56 102V103H55ZM62 102V103H61ZM143 102V103H142ZM161 102V103H160ZM257 102V103H256ZM27 103V104H26ZM45 103V104H44ZM48 103V104H47ZM99 103V105H98ZM135 103V104H136ZM163 103V104H162ZM219 103V104H218ZM227 103V104H226ZM229 103V104H228ZM234 103V104H233ZM11 104V105H10ZM15 104V105H14ZM36 104V105H35ZM42 104V105H41ZM103 104V105H102ZM215 104V105H214ZM217 104V105H216ZM252 104V106L250 105ZM8 105V107H7ZM22 105V106H21ZM25 105V106H24ZM50 107L48 108L47 107ZM54 105V106H53ZM56 105V106H55ZM69 105V106H68ZM129 105V106H128ZM143 105V106H142ZM228 105V107H227ZM250 105V107H249ZM12 106V107H11ZM15 106V107H14ZM28 106H29V109H28ZM68 108H67V107ZM105 106V107H104ZM109 106V107H108ZM142 106V107H140ZM222 106V108L220 107ZM224 106V107H223ZM230 106V107H229ZM238 106V108H237ZM248 106V107H247ZM254 106V107H253ZM38 107V108H37ZM133 107V108H132ZM218 107V108H217ZM252 107V108H251ZM7 108V109H5ZM45 108V110H44ZM56 108V109H54ZM69 108L71 110H69ZM127 108H131V109H127ZM149 108V109H148ZM163 108V109H162ZM170 108H172L170 110ZM255 108V109H254ZM5 109V110H4ZM58 109V110H57ZM61 109V111H60ZM99 109V110H98ZM133 109V110H132ZM137 109V110H136ZM139 109V110H138ZM216 111L215 114H214V110ZM250 109V110H249ZM16 110V111H14ZM31 110V111H30ZM57 110V111H56ZM89 110V111H87ZM98 111L99 114H103L104 115V112H106V114L102 117H99L97 116V118L95 117V114H92L91 111ZM126 110V111H125ZM153 110V111H152ZM158 110V111H157ZM175 110V111H174ZM252 110V111H251ZM254 110V111H253ZM8 111H6L5 113H8ZM48 111V112H47ZM53 111V112H51ZM58 111L59 114H58ZM70 111V112H69ZM141 111V112H140ZM174 111V112H173ZM27 112L30 114H27ZM32 112V113H31ZM51 112V113H50ZM56 112V114L54 113ZM77 114H76V113ZM87 114H85V113ZM45 113V114H44ZM51 117H50V115ZM54 113V115H53ZM83 113V114H81ZM90 113V114H89ZM151 113V114H150ZM156 113V114H155ZM174 113V114H173ZM32 114V115H31ZM34 114V115H33ZM61 114V115H60ZM75 114V118L72 117L73 115ZM92 114V115H91ZM145 114V115H144ZM218 114V115H217ZM225 114V115H224ZM230 116H229V115ZM257 116H256V115ZM23 115V116H22ZM24 115H26V118ZM59 115V117H58ZM69 115V116H68ZM81 115V116H79ZM126 115V116H125ZM150 115V116H149ZM154 115V116H153ZM166 115V116H165ZM216 115V116H215ZM223 116L220 117V116ZM37 116V118H36ZM49 116V117H48ZM61 116V117H60ZM66 117V119L64 120V118ZM249 116L251 117V120L249 118ZM56 117V118H55ZM64 117V118H63ZM86 117V118H85ZM108 117V116H107ZM151 119H150V118ZM241 117V119H240ZM245 117V119H244ZM254 117V118H253ZM21 118H24L23 120ZM73 118V119H72ZM82 118V120H81ZM84 118V119H83ZM96 118V119H95ZM100 118V119H99ZM228 119V120H225V119ZM246 118H249V119H246ZM57 119V120H56ZM62 119V120H61ZM74 121H72V120ZM91 119H94L92 120V123H90ZM154 119V120H153ZM174 119V120H173ZM224 119V120H223ZM237 119V120H235ZM60 120V122L58 121ZM97 120V121H95ZM147 120V121H146ZM161 120V121H160ZM172 120V121H170ZM249 123H248V121ZM254 120V121H253ZM260 120V121H259ZM58 121V122H57ZM65 121V122H64ZM71 121V123H70ZM87 124H85L84 123ZM133 121V122H132ZM142 121V122H141ZM149 121V122H148ZM157 121V122H156ZM159 121V122H158ZM177 121H179L177 123ZM226 121V122H225ZM244 121V122H242ZM262 121V122H261ZM174 122V124H173ZM239 122V123H238ZM243 124H242V123ZM247 122V123H245ZM43 123V124H42ZM61 123V124H60ZM74 123V124H73ZM76 123V124H75ZM142 123V124H141ZM165 123V124H164ZM168 123V124H166ZM235 123V124H234ZM252 123V124H251ZM63 124V125H62ZM66 124V125H65ZM69 124V125H68ZM114 124V123H113ZM112 124V125H113ZM144 124V125H143ZM259 124H261L260 126H258ZM40 125V126H39ZM89 125V126H88ZM116 125V124H115ZM115 125L113 126H109V128L111 129H114V131L116 132V129H115ZM165 125V126H164ZM174 125V126H173ZM253 125V126H252ZM167 126V127H166ZM68 127V128H67ZM252 127V128H251ZM154 128V129H153ZM171 128V130H170ZM190 129H192L193 127H188ZM197 127H194L192 130H195ZM246 128V129H245ZM251 128V129H249ZM259 128V129H258ZM68 129V130H67ZM91 129V128H90ZM168 129V130H167ZM189 129V130H190ZM200 129V132L203 133L200 134V132H198ZM258 129V130H257ZM146 130V131H145ZM155 130V131H154ZM192 130H190L191 132H193ZM69 131V132H68ZM254 131V132H253ZM66 132V133H65ZM115 132L112 134L113 136H117L115 134ZM144 132V133H143ZM156 132V133H155ZM159 132V133H157ZM196 135H198V137H201V139L203 140H207L209 141V137L206 133V131L202 128H197L196 131H194ZM193 132V133H194ZM205 132V133H204ZM251 132V133H250ZM205 134V135H203ZM202 135V136H201ZM159 136V137H158ZM204 136L206 138H204ZM124 136H121V138L119 136H117L115 139H114V142H116L118 145H120V143H122ZM253 137V138H252ZM132 138V137H131ZM260 140L258 142V140ZM80 140V141H79ZM125 140H130V136H127V138ZM76 141V143H75ZM79 145H78V143ZM263 141V142H262ZM82 144H81V143ZM75 143V144H74ZM259 145H258V144ZM73 144V145H71ZM3 142L2 140L0 139V146H3ZM253 145V146H254ZM75 146V147H74ZM260 146V148H259ZM13 147V146H12ZM11 147V148H12ZM19 146H17L15 149L18 150ZM72 147V148H71ZM82 147V148H81ZM70 148V149H69ZM74 148V150H73ZM81 148V149H80ZM79 153H78V151ZM82 149L84 150V152L82 151ZM86 149V150H85ZM69 150V151H68ZM76 150V151H75ZM263 150V151H262ZM178 152H180V150L178 149L177 150ZM253 155V160H252V163L250 164L249 166V169H251L250 171L254 174L255 172V177L258 179V182H257V185H256V182L252 180L251 177H248L247 175L244 174V178H246V181L245 179H243L242 181L240 180V192H239V195L241 193H244L243 196L240 197V199L242 198L245 199V201L249 202L246 204V202H241L242 200H240L242 206L244 207V204H245V208L247 210V213H245V208H236L235 209V212L232 213V210H226L227 213L225 214L227 218H230V223H233L231 224V227H233L232 229L235 230L236 232L235 233V236L237 234V237L239 234H245L244 237H245V242L248 244L249 247H256L258 245L257 241H255L253 239V236H264V159L262 160L261 158H259L260 156H257L256 152L254 150H251ZM24 152V151H23ZM23 152H15L16 153V156L13 158L15 159L17 157V155H20L21 153ZM87 152V153H86ZM238 156L240 154V158L235 157V160L238 161V164H240L239 166H241L242 168H244L245 164H242L244 163V159H243V155L242 153H240V151H238ZM255 152V153H254ZM118 154V157L116 156V154ZM81 154V155H80ZM115 154V155H114ZM129 154H132V153H129ZM181 154V152L179 153ZM12 155L11 153L9 154H2L1 151H0V159L2 160V163L0 165V186L4 189H7L8 188V181H4V178H7L8 180L10 181H14V179H20V185L23 186L26 182V186L27 188H29L30 190L32 191H36L34 192L35 195L39 194L36 196V198L38 200H34V204H31L33 206H28V210L25 208L24 212V215H25V219H26V224L28 222L29 223H32L31 221H33V223H40V221L43 219V210L42 208H40L37 204L39 202V200L42 202L44 200H47L49 203H64L62 200L63 198L60 197L61 195L58 193V191H55L57 189H55L56 185L54 184L55 181H53V184L52 186L47 183L45 181V178L43 179L44 175L42 174L41 170L38 169L37 167L35 168V166L33 165V160L30 159L29 156H20L21 158H23L24 160L22 161L21 165L19 166V171L20 172H23L20 174V172H18V166L16 167L13 162L9 161L8 160V156ZM14 155V154H13ZM114 155V158H112ZM120 155V156H119ZM141 155V153L139 154V156ZM83 156V157H81ZM90 158H89V157ZM116 156V157H115ZM3 157V158H2ZM43 157V156H41ZM73 157V158H72ZM88 157V158H87ZM92 157V158H91ZM242 157V158H241ZM262 158L264 156H261ZM86 160H85V159ZM94 158V159H93ZM96 158V159H95ZM117 158V159H115ZM239 158V159H238ZM74 159V160H73ZM91 159V160H90ZM107 159V158H106ZM115 159V160H114ZM15 160H19V159H15ZM79 160H82V161H79ZM84 160V161H83ZM93 160V161H92ZM99 160V161H98ZM33 161V162H32ZM43 161V163H42ZM111 161V163H110ZM116 161H119L118 163ZM243 161V162H242ZM46 164H45V163ZM242 162V163H241ZM82 163V164H81ZM92 163V164H91ZM94 163V164H93ZM102 163V164H101ZM110 163V164H109ZM114 163H116L117 165H115ZM45 164V165H44ZM106 164V165H105ZM109 164V165H107ZM132 164V165H131ZM134 164V165H133ZM53 165V164H52ZM85 165V166H84ZM93 165V166H92ZM99 165V166H97ZM103 165V167H102ZM121 166V168L117 167V166ZM244 165V166H243ZM34 166V167H33ZM44 166V167H43ZM58 166V165H56ZM88 166V167H87ZM95 166V167H94ZM107 166V167H106ZM114 166V167H113ZM117 168H116V167ZM124 168H123V167ZM126 166V167H125ZM95 169H93V168ZM112 167V168H111ZM68 168V170H67ZM78 168V169H77ZM100 170H99V169ZM105 168V169H104ZM111 168V170H110ZM115 168V169H113ZM123 168V169H122ZM140 170H139V169ZM171 168V169H170ZM87 169V170H86ZM91 169V170H89ZM107 169V170H106ZM119 169V171L122 172V174L117 170ZM122 169V170H121ZM136 169V171H135ZM37 170V171H36ZM76 170V171H75ZM89 170V171H88ZM94 170V171H93ZM106 170V171H105ZM116 170V171H115ZM166 170V171H165ZM170 170V171H169ZM244 171L246 170L245 168L243 169ZM36 171V173H35ZM39 171V173H38ZM71 173H70V172ZM103 173H101V172ZM115 171V172H114ZM131 171V172H129ZM139 171V172H138ZM168 171V172H167ZM243 171V172H244ZM2 172H5V173H2ZM54 172V173H53ZM107 172V173H106ZM114 172V173H113ZM119 172V174H117ZM134 172V173H133ZM136 172V173H135ZM141 172V173H140ZM173 172L176 176V178L174 177L173 175ZM248 172V171H247ZM29 173V174H28ZM53 173V174H52ZM80 173V174H79ZM89 173V175H88ZM106 173V174H105ZM109 173V174H108ZM113 173V174H112ZM116 173V175H115ZM139 173V174H138ZM145 173V174H144ZM37 176H36V175ZM101 174V175H100ZM124 174V175H123ZM131 174V176L133 177H129V175ZM137 174V175H136ZM142 174V175H141ZM168 174H170L168 176ZM5 175V176H4ZM41 175V176H39ZM73 175V176H71ZM80 175V176H79ZM92 175V176H90ZM107 177H106V176ZM115 175V176H114ZM123 177H122V176ZM137 177H136V176ZM146 175V176H145ZM165 175V176H164ZM4 176V177H3ZM9 178H8V177ZM19 176V177H18ZM59 176H62V178ZM82 176V177H81ZM110 176V177H109ZM128 176V177H126ZM135 176V177H134ZM140 176V177H139ZM144 176V177H143ZM168 176V177H167ZM246 176V177H245ZM17 177V178H16ZM39 177V178H38ZM71 177V178H70ZM79 177V178H78ZM92 177V178H91ZM104 177V178H102ZM112 177V178H111ZM125 177V179H123ZM139 177V179H138ZM149 177V178H148ZM163 177V178H162ZM167 177V178H166ZM172 177V178H171ZM243 177V175H242ZM12 178V179H11ZM41 178V179H40ZM58 178V179H57ZM74 178V179H73ZM87 178V179H86ZM99 178L102 180L100 181ZM135 178V179H134ZM168 178H171V179H168ZM174 178V180H173ZM178 179H181V180H177ZM39 179V180H38ZM64 180L65 182H60V180ZM117 179V180H116ZM119 179V180H118ZM132 179V180H131ZM134 179V180H133ZM143 180L141 182V180ZM150 179V180H149ZM250 179V180H249ZM15 180V181H16ZM61 180V181H62ZM93 180V181H94ZM124 180V181H123ZM131 180V181H130ZM140 180V181H139ZM169 180V181H168ZM80 181V182H79ZM105 181V183H104ZM132 181H134V183H132ZM146 181V182H145ZM154 181H155V184H154ZM161 181V183L159 182ZM167 181V182H166ZM174 181V182H173ZM180 181V182H179ZM245 181V182H244ZM248 181H251V182H248ZM38 182V183H37ZM47 184H46V183ZM58 182H60L58 184ZM153 182V183H152ZM158 184H157V183ZM173 182L174 184H171ZM254 182V183H253ZM68 183H69V186H68ZM120 183V184H121ZM139 183V184H138ZM149 183V184H148ZM3 184V186H2ZM36 184V185H35ZM81 184V186H80ZM134 184V185H132ZM153 184V185H152ZM160 184L162 185L160 187ZM243 184V185H242ZM254 184V185H253ZM260 184V185H259ZM51 187H50V186ZM137 185V187H136ZM141 186L140 189H138L139 187L138 186ZM171 185V186H170ZM250 185V187H249ZM253 185V186H251ZM257 187H256V186ZM42 186V187H41ZM45 186V187H44ZM48 186V187H47ZM131 186V187H130ZM154 188H153V187ZM263 186V187H262ZM39 187V188H38ZM50 187V188H49ZM136 187V189H135ZM152 187V188H151ZM174 187V188H173ZM244 187V191H242V188ZM249 187V188H248ZM38 188V189H37ZM78 188V189H76ZM248 188V189H246ZM252 188V192H251V189ZM254 188V189H253ZM256 188V189H255ZM259 188V189H258ZM36 189V190H35ZM43 191H42V190ZM52 189V190H51ZM68 189V188H67ZM124 190H127V188H123ZM156 189V190H155ZM172 189V190H171ZM69 190V189H68ZM69 190V191H70ZM134 190V191H133ZM153 190V191H152ZM155 190V191H154ZM249 190V191H248ZM176 191V192H174ZM250 192V193H246V192ZM256 191V192H255ZM144 192V191H143ZM141 192V195H136V196H143L139 197L138 200H141L142 203L144 202V205H145V202L148 203V197L149 195L145 192L143 193ZM173 192V193H172ZM255 192V193H254ZM259 192V193H257ZM9 193H12V191H10ZM55 193V194H54ZM138 193V194H139ZM143 193V194H142ZM172 193V194H171ZM174 193H179L176 197V205H172L170 204V201L172 198L170 197H173ZM252 193V194H251ZM257 193V194H256ZM46 194V195H45ZM59 194V195H58ZM136 194V193H135ZM251 194V195H250ZM53 195V196H52ZM73 195V196H74ZM148 195V197H147ZM172 195V196H171ZM191 195V197H190ZM242 195V194H241ZM253 197L252 199L248 197ZM50 196V197H49ZM146 196V197H145ZM182 196V197H181ZM249 199H246L247 197ZM41 197V198H40ZM257 197V198H256ZM51 200H50V199ZM98 198H99V194H98ZM147 198V199H146ZM182 198V200L180 199ZM54 199V200H53ZM168 199V200H167ZM251 200H252V203H251ZM100 201V199H99ZM128 202V201H127ZM253 202L255 203L253 205ZM259 202V203H258ZM140 203V201L138 202V204ZM146 203V204H147ZM183 203V204H182ZM249 203H251L252 205V208L254 207L257 211V206L259 207L258 208V212H260L261 209V212L263 213H258L256 212V214H253L250 216L249 215V212H254L252 211L253 209H251V205H249ZM258 203V204H257ZM263 203V204H262ZM167 204V205H166ZM37 205V206H36ZM64 205L67 206V204L64 203ZM73 207H72V206ZM69 207L71 208L72 211H75L73 212V214L77 215L79 217H81V219H83V217L80 215V213H82V209L81 207H78L76 206L74 203L71 204ZM75 205V206H74ZM101 205V204H100ZM186 205V206H185ZM249 205V206H247ZM256 205V206H255ZM141 205H139L140 207ZM148 204L146 205V207L144 208H147ZM33 207V208H32ZM75 207V208H74ZM142 207V206H141ZM185 207V208H184ZM38 208V209H37ZM143 208V207H142ZM140 208V210L142 209ZM4 209V210H3ZM76 209V210H75ZM81 209V210H80ZM139 209V208H138ZM251 209V210H250ZM35 210V211H34ZM38 213H37V211ZM8 211V213H7ZM0 259L3 261H9L12 259V257H15L18 253V255H21L22 254V259L25 261H28L30 262V260L32 259V255H38L40 257H42L45 252L47 250L50 249L49 244H47V242H44L45 241V238L46 236L45 235H41V236H44L43 239H41V244H42V248H37L34 250V253L32 252H29L27 250H25L24 253H22L20 250H19V245H18V242H14L12 241L11 238H9V226L7 225H13V226H17L18 225V221L21 222L19 216L21 217V214H19V212L17 214H13V211H11L8 207L5 206L4 208V205H2V208L0 207ZM4 212H6L4 215ZM28 212V213H27ZM80 212V213H78ZM172 212V213H171ZM230 212V213H228ZM244 212V213H243ZM232 213V214H231ZM240 213V214H239ZM242 213L244 214V216L242 215ZM255 213V212H254ZM172 214V215H171ZM239 216H237V215ZM2 215V216H1ZM258 215V216H257ZM5 216V217H4ZM9 219H7L8 217ZM247 216V220L249 218V220H245ZM257 216V217H256ZM260 216V218H259ZM262 216V217H261ZM11 217V218H10ZM29 217V218H28ZM41 219H40V218ZM181 217V218H180ZM240 217L243 221L240 222ZM28 218V219H27ZM259 218V219H258ZM6 219V221H5ZM18 219V220H17ZM24 219V220H25ZM237 219V220H236ZM28 220V221H27ZM39 220V221H38ZM257 221V222H256ZM12 222V224H11ZM8 223V224H7ZM22 223V222H21ZM24 223V221H23ZM242 223V225H241ZM256 223V224H255ZM258 225V226H257ZM7 226V227H6ZM250 226V227H249ZM254 226V227H253ZM256 228V229H255ZM261 228V230H260ZM75 229V228H74ZM76 232L77 234H80L78 232H80L81 228H76ZM151 229V230H150ZM148 228L149 232H150V236L153 237V238H156L158 236H165V235H173L174 237H178L179 239H188L187 241H191L193 242L194 240H192L193 236L190 235V233L185 230H183L182 232V229H175V228H166L164 230L161 231H158V230H155L153 228ZM171 229V231H170ZM259 229V230H258ZM1 230H3L4 234H1ZM7 230V231H6ZM177 230V231H176ZM179 230V231H178ZM169 231V233H168ZM260 231V232H259ZM178 232V233H177ZM181 232V233H180ZM253 232V233H252ZM145 233V232H144ZM252 236H251V234ZM6 235V236H5ZM236 237V238H237ZM248 237H251V240H248ZM9 239V240H8ZM86 242L85 244V247L87 248H84L83 249V252L85 254L86 257H89V258H93V256H97V258L101 261V262H107L109 259V255L110 254H113L114 252H120L122 253L123 257L128 260V259H132V260H135V259H138L136 253L139 252L140 250V247L138 248V246H140L139 242H137L136 240H134V243L137 244L134 245L133 243V240H128V239H122L121 241L118 242V244H116L113 249L111 248H108V250L105 248V246H99L101 248V250L99 249L98 246H94V244L92 243V238H90V236H87L85 238ZM44 240V241H43ZM183 243H185L184 240H182ZM12 242V243H11ZM43 242V243H42ZM124 243V244H123ZM44 244V245H43ZM15 245V247H14ZM18 245V246H17ZM90 245V246H89ZM124 245V246H123ZM161 247H167L169 250H172L173 251H176L177 254H179V257H182L181 258V262L184 263H187V264H191L194 263V260H192V258L187 255V254H182V253H187L186 249H190L189 247L187 248V246L185 244H180L178 246V248H180L181 246V249H178L177 247H173L172 245H169V244H166L165 242L163 243H160L159 244ZM2 246V247H1ZM122 246V247H121ZM127 246V247H126ZM169 246V247H168ZM170 246H172L170 248ZM185 246V247H184ZM191 246H194L191 244ZM98 247V248H97ZM182 247L183 249H185L184 251L182 250ZM90 248V249H89ZM97 250H93V249ZM120 248V249H119ZM164 248V249H165ZM6 249V250H5ZM15 249V250H14ZM124 249V250H123ZM128 249V250H127ZM178 249V250H177ZM85 250V251H84ZM2 251V253H1ZM37 251V252H36ZM92 251V254L96 253L97 255H92L90 252ZM100 252V253H99ZM131 252V253H130ZM179 252V253H178ZM181 252V254H180ZM31 253V254H30ZM90 254V256H89ZM129 257H128V255ZM92 255V256H91ZM100 255V256H99ZM184 255V256H183ZM12 256V257H11ZM30 256V257H29ZM136 256V257H135ZM6 257V258H5ZM25 257V258H24ZM103 257V258H102ZM185 259H184V258ZM191 258L189 260V258ZM260 256H254L253 257V262L255 264L257 263H261L264 261L263 257L261 256V258H259ZM187 259V260H186ZM43 261V258L41 259ZM45 260V259H44ZM187 261V262H186ZM190 261V263H189ZM252 262V263H253ZM46 264L47 262H41V264ZM253 263V264H254ZM0 264H2L0 262ZM48 264V263H47Z\"/></svg>",
  "mask_w": 264,
  "mask_h": 264
},
{
  "label": "built area",
  "instance_id": "3",
  "mask_svg": "<svg viewBox=\"0 0 264 264\" xmlns=\"http://www.w3.org/2000/svg\"><path fill=\"white\" fill-rule=\"evenodd\" d=\"M106 77L101 78L105 83ZM101 199L100 229L103 232L120 231L132 225L131 219L126 215L128 202L125 196H114L106 188L99 190Z\"/></svg>",
  "mask_w": 264,
  "mask_h": 264
}]
</instances>
